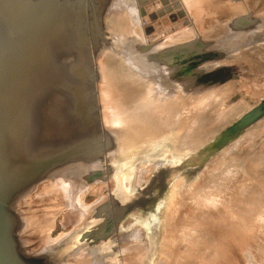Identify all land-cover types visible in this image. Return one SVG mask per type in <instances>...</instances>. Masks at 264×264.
I'll return each mask as SVG.
<instances>
[{
	"label": "water",
	"instance_id": "1",
	"mask_svg": "<svg viewBox=\"0 0 264 264\" xmlns=\"http://www.w3.org/2000/svg\"><path fill=\"white\" fill-rule=\"evenodd\" d=\"M263 125L264 0H0V264H247L234 239L251 250L264 222ZM44 179L70 190L64 239L114 197L157 199L118 220L115 253L62 260L18 205ZM95 182L104 197L78 208Z\"/></svg>",
	"mask_w": 264,
	"mask_h": 264
},
{
	"label": "rangeland",
	"instance_id": "2",
	"mask_svg": "<svg viewBox=\"0 0 264 264\" xmlns=\"http://www.w3.org/2000/svg\"><path fill=\"white\" fill-rule=\"evenodd\" d=\"M47 183H50V179L39 181L29 196L18 198L19 206H35L36 226L26 230V234H32L33 243H57L64 240V234L74 229V224L69 220L70 190H44ZM104 188H107V182L84 186L79 195L78 208L99 202L104 197ZM234 240L244 253L243 263L264 264V222L259 223L257 233L250 235L251 250L246 249L244 239Z\"/></svg>",
	"mask_w": 264,
	"mask_h": 264
},
{
	"label": "flooded vegetation",
	"instance_id": "3",
	"mask_svg": "<svg viewBox=\"0 0 264 264\" xmlns=\"http://www.w3.org/2000/svg\"><path fill=\"white\" fill-rule=\"evenodd\" d=\"M152 184H154V183H152ZM154 190L155 189H150L148 191L147 190L142 191V194L145 198L141 197V196L134 197V196H128L127 195L128 197L125 196V198H123V200L119 201L114 197L115 202L113 204H110V202L108 200L107 203H104L102 206H99L98 209H95V211L93 213H91L90 217H88V219L84 223V225L81 228H79L77 231L73 232L72 235L67 237V239L62 240L61 241L62 243H59L58 245H52V246L46 248L45 250H43L42 252H47V253L51 254V253H54L55 251H56V253L60 252L61 248H67L65 255L62 257V260L63 259L65 260L67 258V256L70 255V251H72L73 249L75 251H78L77 249H79V248L80 249L81 248H87L88 249L87 251H89V244H90L93 247L94 256H96V257H102V255L104 253L106 254V256H109V255L115 253L112 251L110 252V249L113 248V250H115L119 246L118 242L120 240L119 239L120 235L117 234L118 220L120 221V220L124 219L127 215H135V217H136V213L140 210L139 208L143 207L140 204L142 202L141 200H148L150 202L151 200L154 199V197L155 198L157 197L156 193H155V195L152 194V192L153 193L155 192ZM102 207L106 208V212L108 214L107 216H105L106 218H108L109 223H110V226H108V228H107V232L111 233V235H112L111 241L112 242L110 245V244H107L108 242L102 241L101 246L95 247L94 246L95 245V239L93 240V238H95V235H93V233L91 232V230H94V227L92 226L91 222H92L93 218H96L98 216V213ZM149 209H147V210H149ZM100 226H99L98 230L102 227V226L101 227ZM77 234H79V235L77 236ZM89 241L91 243H89ZM79 245H80V247L78 248ZM86 256L85 257L89 259V253H87Z\"/></svg>",
	"mask_w": 264,
	"mask_h": 264
},
{
	"label": "bare ground",
	"instance_id": "4",
	"mask_svg": "<svg viewBox=\"0 0 264 264\" xmlns=\"http://www.w3.org/2000/svg\"><path fill=\"white\" fill-rule=\"evenodd\" d=\"M253 140L254 141L252 143L264 144V125L262 126V130L259 132V134Z\"/></svg>",
	"mask_w": 264,
	"mask_h": 264
}]
</instances>
